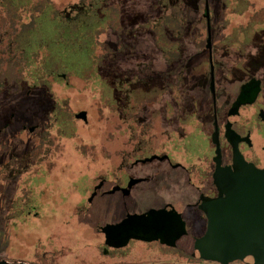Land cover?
Masks as SVG:
<instances>
[{"label": "rangeland", "instance_id": "374dc122", "mask_svg": "<svg viewBox=\"0 0 264 264\" xmlns=\"http://www.w3.org/2000/svg\"><path fill=\"white\" fill-rule=\"evenodd\" d=\"M41 1L50 2L52 13L59 12L63 15L66 12L73 18L76 15L70 11V7L80 3L79 0H33L34 3ZM122 1L120 11L115 14L117 21L124 13L130 14L126 27L135 26L143 18H149L151 22H155L157 15L153 9L154 0ZM184 1L190 5L199 2L198 6L202 15L204 0ZM208 1L213 7L211 48L212 56L216 60L213 63L219 66L218 76L222 68V74L229 78L220 83L217 82L218 90L224 92V98H220L221 104H224L236 92L244 80L243 75L261 74L263 95L260 103L264 108V0H224L222 4L219 3L224 7V12H221L220 7L213 3L216 0ZM160 5L166 6L167 16L176 18L180 15L176 0H160ZM136 13L143 16L133 18L131 15ZM55 25L51 20L48 25H45V29L47 32L54 33L57 31ZM114 25L116 24L108 23L107 30L105 26H102L96 31L99 42L98 47L95 48V57L100 60L107 58L111 48L116 49L118 35L125 36L123 32L125 30L120 28L112 32ZM150 29L153 32L157 29L156 25ZM49 32L48 36L51 35ZM145 36L147 38H143L142 47H136L135 50L145 54L142 55L144 64H151L145 69H150L149 73L155 74L151 75L152 77L157 79V72L163 77V74L168 72L170 63L163 62L161 57H156L155 62H152L154 53L157 54V47H153L151 35ZM200 36L202 49L197 50L195 56L190 57L186 63L188 74L184 80L186 90L182 99L186 102L184 105L191 110L197 111L202 106L205 113L208 112L210 119L211 101L207 86L208 52L204 50L207 36L203 23ZM121 42L124 43L125 40L121 39ZM222 47L228 49V55L222 51ZM246 53L248 56L256 54L255 65L253 67H247L244 64L235 65L236 71H232L230 69L232 65ZM58 56L60 62L72 73L61 71L57 76L66 75L64 80L61 77L60 80L48 81L52 96L61 108L56 113L63 122L53 126L51 123L47 124L48 150L40 153V134L38 133L41 132L40 129L31 135L32 137H29L30 134L27 131L22 130L24 125L31 127L37 123L36 121H46L40 120L41 114L39 112L34 114L31 106L28 103H21V100L5 104L15 114H10L9 119L6 120L9 123L6 129L3 127L4 124L0 128L4 131L0 138V149H3L0 153V260L25 264H141L170 259L183 262L179 258V253L188 252V248L191 249L192 239L190 238L199 235L200 227L198 226L189 227L191 237L179 242L176 249L131 242L124 249L112 251L108 256L102 255L104 237L99 228L116 223L118 219L125 217L124 213L127 211L114 206L115 199L108 200L107 203L113 205L108 207L98 204L89 206L87 199L95 178L108 177L117 171L123 144L128 143L132 146L137 143L140 124L133 119L136 107L131 105L130 108L124 109V106L114 98L116 92L106 88V82L100 76L98 79L95 75L85 78L77 77L82 73L90 74L87 73L85 60L79 56L74 57L69 50H62ZM115 57L110 55L109 60L113 62ZM20 59V55L12 57L14 63L10 62L5 69L1 68L4 58L0 56V73L11 83L19 77L12 68L17 67ZM234 60L237 61L233 62ZM131 61L121 57L116 60L117 67L127 70L126 72L133 67L138 71L137 66L142 62L141 58H137L136 66ZM3 69L5 71H2ZM238 69L246 71L239 73ZM125 83L128 87L130 86L128 80ZM151 87L152 97L159 95L162 97L168 93V91L164 92L165 89L154 91L153 86ZM117 91L120 92L118 89ZM154 106L150 107L151 110L156 108ZM82 111L87 114L86 124L74 118L75 114ZM249 111L244 112L249 113L245 118L240 119V123L246 124L260 147L264 145V127L255 118L253 111ZM11 115L12 120H10ZM143 115L145 121L149 123L147 124L149 128L172 125L169 121L171 116L169 108L161 109L159 116L148 112ZM172 115H174L173 112ZM51 118L54 117L51 116ZM178 125L184 127L188 134L196 132L194 128L197 123L193 119L192 121L187 119L183 123L180 118L175 126ZM196 137L193 136L192 144L199 142ZM30 145L37 148V151H34V158L26 157L25 154ZM158 145V142H154L151 145V151L157 153L155 149ZM206 152L209 160L212 154L210 140L207 141ZM198 154L187 155V158H191L193 165ZM175 158L177 160L178 156Z\"/></svg>", "mask_w": 264, "mask_h": 264}, {"label": "flooded vegetation", "instance_id": "af4514ba", "mask_svg": "<svg viewBox=\"0 0 264 264\" xmlns=\"http://www.w3.org/2000/svg\"><path fill=\"white\" fill-rule=\"evenodd\" d=\"M107 4L109 14L106 19L107 22H117V15L115 13L120 11L123 1L112 0L110 2V0H107ZM65 14L67 15V17H69V13L65 12ZM113 51L116 53L118 50L111 48V50L109 51L107 59L110 65H112L113 62L109 60V56H116ZM156 51L157 54L154 53L153 63L155 62L156 57H159L158 51H161V49L157 48ZM121 57L122 56H116L115 61ZM141 60L142 62L138 66L140 77L139 86L141 91V110L135 118L137 123L140 124V127L138 126L139 129L137 134V143L132 146L128 143L123 144L117 171L111 175H108V177L95 178L96 180L92 186L89 198L94 194V189L98 185H100V188L95 191V194L92 196V199L90 201H88L89 198L87 199V203L89 206L98 204L104 207H108L109 205L113 206L107 203L108 200L115 199L116 203H114V206L120 207L127 211L124 214H141L148 210H174L181 216V219L184 221L187 232L185 236L181 237L176 242V246L174 248L161 245L158 242H139L142 244H156L159 247H163L165 249H176L179 242L191 237L189 233V227H200L199 235L192 236L190 238L192 239L191 249L188 248V252L183 251L184 253H179V258L182 259L183 262L170 259L160 262H149L141 264H214L202 260H194L191 257L194 240L201 237L204 234L206 228V218L204 214L198 209V206L201 203V198L205 197L214 199L217 197V191L212 182V174L215 167L212 160L215 156L216 150V145L212 142L213 134H217V143L221 154V167L231 166L232 163L231 147L227 143L224 136L226 125H229L230 129L239 136L240 140L248 138V140L246 139V141H240L238 144L239 152L243 156L244 160L247 163L254 165L258 169H262L264 167V145H261L259 147L258 143L253 139L251 130L247 128L246 124L243 125L240 123V119L242 117L245 118L246 114L250 112L249 110H252L255 118H257L258 122L264 127V122H262L258 116L260 111L264 112V108L260 103L261 96L263 95V81L261 78H257L255 76L243 75L245 76L243 77L244 80L239 85L236 92L229 99H227L224 104H221V99L224 98V92L218 90L217 82L220 83L225 78L219 79L216 76V71L218 70L219 66L213 63L212 56L215 106H213L212 96L210 93L211 117L209 119L208 112L205 113V110L202 108V106L198 108L197 111H194L193 109L191 110L189 107L187 108L184 105L186 103L182 99L184 90H186L184 80L188 74L186 73V64L176 66L174 63H170V66L168 68L169 79H166L164 74V76L162 77L159 72H157L156 74V76L158 77L156 79V77H152L155 74L152 75L149 73L150 69H145L146 67L151 66V64H144L143 57H141ZM147 77L152 78L151 81L149 79L148 80L150 81V85H152L153 88L156 87L154 91H163L165 89L164 92L168 91L167 95L164 94V96L162 97H160V95L154 97H152L151 94L146 95L144 92V85ZM64 78L62 79L64 80ZM252 78L261 81V89L255 102L251 105L240 107L238 115L233 117L228 116V110L231 107L232 103L235 101L240 87ZM110 82L114 86L117 84L121 87L126 84L125 82H127V80L114 79L113 74H111ZM209 82L210 75L208 59V90ZM165 84L168 87H163L161 89L162 85L166 86ZM180 84L181 86H179ZM154 104H156V108H154V110L156 109L155 111L151 110L150 108L151 106H154ZM160 108L164 110L169 108L171 114L169 119L170 123L172 124L171 127L159 125L157 127L149 128L147 126V124L149 123L145 121L143 113L146 114V112H148L150 114H157L159 116L161 110ZM245 111L249 112L244 113ZM172 112L174 113V115H172ZM40 114L41 118L53 116L56 117V120H46L41 122L36 121L37 123L31 127H27L26 125L22 126V130L24 132L27 131V133L30 134L29 137H32L31 135H33L35 132H38L39 129L41 130V132H38L40 134V153H44L46 150H48L47 124L51 123V125L53 126L62 124L63 122L56 112H40ZM180 118L183 123L187 119L191 121L193 119L194 121H196L197 126H195L194 128L196 131L194 132L195 134H188L184 130V127L180 125L175 126ZM12 119L13 116L11 115L10 120ZM42 123H44L45 125L43 126ZM8 126L9 123L7 121L4 122V129H6ZM31 128H33L34 130L32 132H29V129ZM208 131L209 138L207 134ZM194 135L195 137H198L199 142L197 141V143L192 144L191 141L194 140ZM209 140L212 145V154L210 159L208 160L206 145L207 141ZM154 142L159 143L158 148L155 149L157 153L151 151V145ZM179 150L180 153H178ZM34 151H37L36 146L30 145L25 153L26 157L34 158ZM190 153H199L195 159L196 162L194 165L192 164L191 158H187V155ZM176 156H178L177 160L175 158ZM151 157L156 158L152 161H146ZM130 181L137 182L128 187ZM31 209L34 210V208ZM120 219H118L117 222H119ZM131 242L138 241H130L128 245ZM124 248H106L107 253L104 254V246L102 255L108 256L110 252L119 251ZM233 264L241 263L235 262Z\"/></svg>", "mask_w": 264, "mask_h": 264}, {"label": "trees", "instance_id": "16d2710c", "mask_svg": "<svg viewBox=\"0 0 264 264\" xmlns=\"http://www.w3.org/2000/svg\"><path fill=\"white\" fill-rule=\"evenodd\" d=\"M79 1V4L70 7V11H73L76 15L73 18L67 17L66 14L61 15L59 12L52 13L51 4L48 1L34 3L33 0H0V49H2L0 53H4L0 54L4 58L1 68L6 69L10 62L14 63L12 57L17 55L21 57L20 63H17V67L15 68L14 66L12 68L15 74L19 76L12 83L0 73V128L9 119L10 114H15L5 104H11L15 100H21V103H28L34 114L61 110L58 101L52 96L48 81L50 79L54 81L60 80L61 77L57 75L61 71L72 73L59 60L58 54L62 50H69L74 54V57L79 56V58L85 60L88 69L87 73L90 74L84 75L82 73L77 77L85 78L95 75L98 79L100 76L106 82V88L116 92L114 98L124 106V109L130 108L131 105V107H136L133 119L137 117L141 110L139 70L137 71V68L134 70L133 67L132 70L126 72L127 70H121L117 67L116 61H113L112 65H110L107 58L100 60V58L95 57V48L98 47L99 42L96 38V31L102 26H105L107 30L109 23L106 20L109 15L107 0ZM223 1L216 0L213 2L217 7H220L221 12H224V7L219 5V3L222 4ZM198 3L190 5L186 4L184 0H176V6L179 9L180 15L175 18L165 14L166 6L160 5V0H156V2L154 0L153 9L157 15L155 22H151L149 18H143L142 20L140 19V23L130 28L126 27L130 14L124 13L123 16H120L121 19L117 23L114 22L116 25L113 26V32L116 31V28L125 30H122L125 36L118 35L119 39L116 40L117 44L115 45L118 51L116 53L113 51L114 54L127 58L128 61L132 60L131 63L136 66L137 58L140 59L145 54L140 53V51L137 52L135 48L142 47L141 44L144 43L143 38H147L145 35H151L153 47L161 49L158 53L163 62L174 63L176 66L186 64L190 57L195 56L197 50L202 49L199 38L201 37L202 23L205 24L206 28V20L203 17L205 7L203 6V13L201 15ZM129 5L132 6L131 4ZM129 5L128 7H130ZM208 5L212 35L213 15L211 12L213 11V7L210 6L209 1ZM131 16L133 18H141L143 15L136 13ZM22 17L23 20H21ZM51 20L54 25L57 24L55 25L57 31L54 33L48 31L51 34L48 36L45 25H48ZM154 25H156L157 29H154L152 32L150 28L153 29ZM121 39L125 40V42L122 43ZM204 50L207 51L206 45ZM222 51L227 55L229 54L227 48L222 47ZM213 62H216L215 58H213ZM255 62L256 54L248 56L246 53L230 69L236 71L234 70L235 65L242 64L247 67H253ZM5 69L2 71H5ZM238 70L240 71L239 73L246 71ZM219 72L220 76H218V72L216 71V76L219 79H229L228 76L222 74V68ZM111 74H113L114 79L128 80L130 86L128 87L127 84L121 87L117 84L115 86L112 85L110 82ZM168 74L169 72L164 74L166 79H169ZM245 76L261 78V74H247ZM148 79L151 81L152 78H146L144 85L146 95L153 92L152 85H150ZM163 87L167 88L168 86H161V89ZM52 119H56V117L40 118V120ZM2 132L4 131L2 130L1 134ZM2 151L3 149H0V153Z\"/></svg>", "mask_w": 264, "mask_h": 264}, {"label": "water", "instance_id": "95a60500", "mask_svg": "<svg viewBox=\"0 0 264 264\" xmlns=\"http://www.w3.org/2000/svg\"><path fill=\"white\" fill-rule=\"evenodd\" d=\"M206 20V49L209 59V91L215 106L214 77L211 49V31L209 24L208 0H204ZM62 78L65 76L62 75ZM261 89V81L250 79L240 87L239 93L228 110V116H236L242 106L255 102ZM259 118L264 122V112ZM76 120L87 123V114L82 111L74 115ZM34 129H29L32 132ZM225 139L231 147V166L221 167V154L217 143V134H213L216 145L213 163L212 182L217 191L214 199L201 198L198 209L206 218L204 234L195 239L191 257L214 264H264V167L256 168L247 163L240 154L238 144L241 139L229 125L225 127ZM151 157L146 161H152ZM137 181H130L128 187ZM100 188L98 185L95 191ZM93 194V195H94ZM92 195V196H93ZM92 196L88 201L92 199ZM104 237L106 248L120 249L130 241L143 243L158 242L174 248L176 242L187 234L185 223L174 210H148L141 214H126L119 222L106 224L99 228ZM0 264L9 263L0 260Z\"/></svg>", "mask_w": 264, "mask_h": 264}]
</instances>
